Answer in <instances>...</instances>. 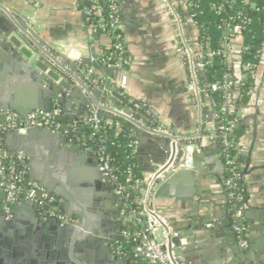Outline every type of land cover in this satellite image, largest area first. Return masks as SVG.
Wrapping results in <instances>:
<instances>
[{"label":"crops","instance_id":"crops-1","mask_svg":"<svg viewBox=\"0 0 264 264\" xmlns=\"http://www.w3.org/2000/svg\"><path fill=\"white\" fill-rule=\"evenodd\" d=\"M172 2L182 19L187 42L194 49L195 60L199 62L201 55L205 52L199 45L198 35H195L187 20L190 12L189 2L187 0H172ZM119 6L123 24V43L128 60V88H125V92L142 100L144 106L154 112L155 120H159L160 128H165L177 136L180 142L187 143L191 136H195L194 134L200 130L199 120L203 109L200 111L199 106L191 98L188 75L182 61L172 18L159 0H119ZM84 9L83 0H0L1 12L22 22L28 21L27 26L43 44L49 46L48 51L56 60L66 67L71 66L74 69L71 70L73 73L80 68L86 69V78L91 86L87 84L88 91L84 90V92L87 93L89 101L101 104L104 108L101 109L103 119L116 121L108 115L115 109L105 102H99L94 94V90H98L100 85L106 88L111 83H118L119 80L118 71L101 61L104 50L111 44V38L106 33L95 32L91 26L85 24ZM2 23L3 18L0 17V30L5 29ZM228 41H230L229 44H226ZM240 45L242 44L230 33L221 43L223 55L225 56L228 52L229 63L225 64L232 83L237 82L233 75L240 78V68L236 66L241 57L238 49ZM92 63H96L98 68ZM255 72L257 81L247 99L241 100L240 96L233 93L226 101V105H230L231 110L236 113L238 125L242 126L238 140V155L241 160L240 181L244 193L243 208L248 247L240 248L231 230L230 217L235 209L234 202L229 197L225 186V166L221 158V144L214 136H208L216 133V123L210 115V106L206 101L208 118L206 127L204 129L201 127L200 133L204 136L197 147L202 149L204 154L198 163H193L194 167L200 168L202 172H198L195 176L194 192L186 199L167 196L159 197L154 202L150 199L149 202L153 208L154 203H157L173 220L192 219L191 210L197 205L200 207L203 204L209 205L220 212L224 209L225 223H220L216 229L207 234L204 232L187 234L183 236L182 245L172 248V255L179 259L180 264H264V223L260 221L261 216L264 215V43L259 51ZM37 74H30L17 58L0 56V105L9 103L12 106L10 111L0 109V114L4 116V121L0 123H5L12 115L19 119L13 107L27 116L29 113L26 112L30 110L31 102L45 99L43 91L47 86L36 82L34 78ZM197 77L201 85L199 74ZM253 82L254 80L252 84ZM65 99L69 106L66 107L67 112L60 105L55 106L51 111L55 108L60 109L62 116L69 115L72 122L74 116H77L75 112L83 106L76 98H70L69 95H66ZM36 111L41 110L36 109L30 113ZM65 121L67 124L70 122ZM147 132L148 130L140 129L135 148L143 164L144 180H149L155 168L168 158L164 149L166 144L163 141L157 143ZM32 152V161L24 156L27 163L26 173L30 169L34 172L28 177L39 182L44 189L46 188L42 181L45 179L58 191L61 190L60 182L65 185V190H68L67 171L58 168V163L53 160L52 154L46 148H38L36 145ZM250 153V166L262 167L244 174L243 168ZM79 196L82 199L83 194ZM60 198L61 203L72 204L69 198ZM102 200L104 198L100 199L96 206L91 204L87 206L76 199L79 206L73 205L67 211L77 222L81 219L79 210L86 208L84 214L89 217V228L92 226L97 228L99 220L106 218L113 220V225L106 226L105 230L112 236V240L117 239L114 229L121 230L120 222L123 223L120 207L118 210L112 209L111 204H104ZM61 209L66 215L63 208ZM112 210L116 212L115 218L109 215V211ZM19 211L24 213L25 209L21 207ZM95 212H97L96 215ZM95 216H97L96 219ZM190 228L192 230L193 226ZM190 228L186 226L182 229L176 227L174 229L181 234ZM157 236L160 238L159 234ZM240 254L243 255L240 256ZM131 264L134 263L131 262Z\"/></svg>","mask_w":264,"mask_h":264},{"label":"water","instance_id":"water-1","mask_svg":"<svg viewBox=\"0 0 264 264\" xmlns=\"http://www.w3.org/2000/svg\"><path fill=\"white\" fill-rule=\"evenodd\" d=\"M0 17L3 18L2 26L5 28L4 30H0V56L11 59L17 58L30 74L38 73L37 77L34 78L36 82L44 83L47 86L43 91L46 96L45 99L41 98L38 102H31L30 105L32 106L26 113H30L36 109L42 112H50L58 105L62 106L67 112L69 106L65 97L69 95L70 98H76L81 106H83V108L75 112L77 116H74V120H77V117L83 112L88 111H96L99 117H102L101 109L104 108L96 101H89L87 93L84 92V90L88 91L87 84L91 86L90 81L86 78V69L80 68L76 73H73L71 70L74 69L71 66L66 67L56 60L48 51L50 49L49 46L43 44L32 29L27 26L28 21L22 22L21 20L14 19L11 15L2 13L1 10ZM187 20L192 26L191 28H193L195 35H199L197 27L192 25L193 20L190 12L188 13ZM230 34L242 45L238 48L241 57L239 64L236 65L240 68H238L240 78L237 75H233L234 80L237 82L232 83L229 74L227 75V81L225 82L227 98L233 93L236 96L241 95L245 70L242 59L244 52L243 33L240 31ZM229 42H226V44H229ZM224 57V62L227 64L229 61L228 52ZM92 64L98 68L96 63ZM195 68L201 79V88L204 89L203 93L208 98L210 115L216 123L217 112L212 102V91L209 89L208 81L202 71L201 64L197 60H195ZM117 71L120 80L121 72ZM127 77L123 88L119 86V80L118 83H111L106 88L100 85L98 90H94L96 98L99 102H105L108 106L110 105L111 108L115 109L111 110L113 112L108 114L111 119L131 127L137 134L140 132V129L142 131L148 130L147 133L157 143L163 141L166 144L164 149L168 155L167 159H169V163L174 159H179L182 146L185 143L180 142V139L173 134L163 133L158 130L160 129L158 125L159 120H155L154 112L144 106L142 100L125 92V88H128ZM190 95L192 98L191 90ZM11 108L12 106L9 103L0 105V109L3 111H10L12 110ZM231 108L230 105L227 106V109L234 112ZM13 109L18 113L20 120L25 118L26 114L15 107ZM63 119L70 121L69 115L63 116ZM0 121H4V116L1 114ZM246 124L249 123L246 122ZM247 129L249 130V127ZM68 131V127H64L59 131H54L50 127H34L27 128L24 132L9 130L0 134L1 144L8 151L20 152L23 156L31 159V161L33 158L32 150L35 145L38 148H46L52 154L53 160L57 161L58 168L67 171L68 190H65V185L60 182L61 190L58 191L56 190L57 188L52 184H48L44 179L42 183L46 189L40 186L37 193L40 194L42 189H44L58 197L69 198L72 201V204L64 202L58 203L55 206L63 208L66 214L65 222H61L58 217L44 219L40 213L42 205L31 199H21L13 203L8 211H6L3 205L5 192L0 181V264H131L130 260L113 254L112 236L109 233L107 234L105 230L106 224L109 226L113 225V220L102 219L97 222V228L95 226L89 228V217L87 215H79V218L83 219V224H81L74 221L72 214L67 211L73 205L79 206L76 203V199L81 200L84 205L88 206V204H91L92 206H96L99 203L98 201L104 198L102 202L104 204H111V208L115 210H118L119 207L121 209L123 202L121 197L114 193L109 177L100 173L94 154L91 151H84L82 147H79L77 143L72 141L69 133H66ZM39 150L42 152L41 149ZM203 154V150L196 147L192 152L193 163H198ZM42 155L44 156L45 154ZM250 158L251 153L243 168L244 174H249L262 167L250 166ZM169 163L165 164L162 171L168 167ZM198 172H202V170L193 166L190 169L162 173L157 179L149 197L153 199V202L159 197L167 196L186 199L194 192L193 185ZM33 173L30 169L26 173V176H31ZM63 191L65 192L63 193ZM82 194L83 197L81 199L79 195ZM21 207L25 209L24 213L19 211ZM154 209L159 212V216L165 223L173 228L182 229L186 226L189 228L193 226L192 230L190 228V230H185L183 233L169 239L168 251L171 255L172 248L182 245L183 236L193 232H204L207 234L216 229L220 223H225L226 221L223 218L226 215L223 207V210L220 212L209 205L203 204L202 207L197 205L191 210L192 213L190 215L192 219L176 218L175 220L170 219V216L166 215L163 208L157 203H154ZM87 210L91 211L89 208ZM155 218H157V215ZM260 221L264 223V215L261 216ZM208 223L211 226H207ZM120 227H123L122 222H120ZM114 232L117 239H122L121 230L115 228ZM232 233L235 236L233 230ZM80 252H83L85 257L87 254V261L75 256V254ZM236 253H239L238 249ZM172 260L174 264H180L179 259L174 258L173 255Z\"/></svg>","mask_w":264,"mask_h":264},{"label":"built area","instance_id":"built-area-1","mask_svg":"<svg viewBox=\"0 0 264 264\" xmlns=\"http://www.w3.org/2000/svg\"><path fill=\"white\" fill-rule=\"evenodd\" d=\"M159 1L165 6L170 17L172 18L176 37L178 40L179 50L182 55V61L187 71L192 98L199 106V109L201 111L205 106H207V103L203 101L201 97V93H203L204 89L201 88L200 82L198 81L197 71L195 68L194 49L187 42L182 19L180 17V14L176 10L172 0ZM89 2H91V7L85 8L83 10L84 22L87 26H91L89 23L91 17L93 15L99 17L98 23L101 32L106 33L111 38V44L108 48H106V50L113 49V52L110 51L107 55H105L104 50V54L101 56V61H103L104 64H108L109 66H112L121 72L119 86L123 88L127 77L126 64L128 63V61L127 57L117 56V54H115V52H124L125 49L122 36L123 24L121 20L119 0H108L109 12L107 15L103 14L104 10L98 3V0H89ZM190 6L191 3L189 2V7ZM240 31L241 26L237 24L233 25L230 33H238ZM113 39H115V42L113 41ZM243 65L245 70L242 86H246V79L253 76L255 64L250 61H245ZM209 89L212 92L221 89L225 93L226 84L225 82L222 85L218 83H212L209 86ZM226 108L227 105L225 103H222L220 105L221 112L225 111ZM202 114L203 113L201 112L199 120L201 127L203 124ZM61 118H63V116L60 109L58 108H55L51 112H32L25 116V118H23L22 120H19L16 116L12 115L8 117V120L5 123H0V134L9 130L24 132L27 128L34 127H50L54 131H59L64 128V125L60 121ZM101 118L102 117H99L96 111H92L87 119L93 124L96 130L99 128V120ZM235 121L236 120L227 121L221 124L218 132L214 133V135L209 134L208 136H214L221 144V158L225 166V172L228 171V174H225V186L228 190L227 192L229 197L235 204V209L232 213V216L238 220V223L232 224L231 228L235 233L239 247L242 249H246L248 247V243L246 237H244L243 235L246 232V219L243 208L244 193L241 186L238 184V181H240V171H238L235 156H232V154L230 153L231 149L234 148L233 144L231 143V129ZM107 122L109 124L112 123L110 120H107ZM201 127L200 130H198V133L196 132L194 134L195 136H191L188 142H185V144L182 146V152L179 159H174L170 163L168 162L169 159H167L164 163L159 164L151 173L149 180H143V183H145V187L141 190V196L135 197V199L131 201L137 202L141 206L139 212L131 214L133 220L136 222V224H142L143 221L141 218L145 217L148 224L146 227L139 229L135 234L136 245L134 248V256L146 260L149 264H174L172 255L168 251V243L171 237L178 234L177 230H175L169 224L165 223V221L159 216V212L149 205L150 199H152L151 197H149V195L153 191L154 185L157 182V179L162 175V173L164 174L174 172L179 169L193 168L194 165L192 161V152L196 147L199 146V142L197 143V139L198 141H200L202 136H204L200 133ZM158 130L163 133L172 134L165 129L160 128ZM192 140H195L196 142H189ZM136 146L137 140L134 141V148H136ZM82 148L84 151H91V153L94 154L92 149L87 147ZM15 153V161L24 162L25 157L20 152ZM94 156L100 173L109 177L114 193L119 195L123 200L121 207L122 209H120V217H122L123 215H125L123 210L126 208V205H124V201H126L128 197L125 191L127 187L134 186L133 183H131L133 176L131 174H128L125 178L124 183L119 182L109 164V160L107 159V157L102 152L94 154ZM9 157L10 156L0 148V181L3 191L5 192L3 205L6 211H8L9 207L19 199H31L33 201H36L39 205H42L40 213L44 219L58 217L61 222H65L66 217L64 213L57 210V207H55L56 204L61 203V198H56V195L47 192L44 189H42V192L38 194L37 191L40 188V184H38L34 180L28 181L27 186H23V177L26 176V172H16L14 170V167L12 166L5 167V163ZM168 163V167L164 171H162V168L165 166V164ZM156 215L157 218H155ZM123 222L124 226V224L127 222V219H123ZM210 225L211 224H208V226ZM157 234L160 235V238L157 236ZM121 235L122 239L123 237H128V233L126 231H123L122 229ZM112 249L114 254L123 258L124 253L117 246V239L113 240Z\"/></svg>","mask_w":264,"mask_h":264},{"label":"trees","instance_id":"trees-1","mask_svg":"<svg viewBox=\"0 0 264 264\" xmlns=\"http://www.w3.org/2000/svg\"><path fill=\"white\" fill-rule=\"evenodd\" d=\"M187 1L191 3L189 8L190 15L199 32V45L205 52L201 55L199 63L201 64L202 71L206 75L209 86L212 83L222 85L227 81L228 72L224 62L221 43L224 37L231 32L233 25L239 24L244 36V62L250 61L254 64L257 63L259 51L264 43V0ZM98 3L104 10L103 14L107 15L109 12L108 0H98ZM83 6L85 8H90L91 2H89V0H83ZM98 19V16L93 15L89 23L91 28L95 29V32L100 33L101 30L99 28ZM113 41L115 42V39H113ZM110 51L113 52V49H105V55ZM115 54H117V56L126 57L125 49L124 52H115ZM127 67L128 63L126 64V68ZM250 83L251 79L247 78L246 84L250 85ZM247 85L242 89L240 95L241 100H246L248 97ZM201 97L203 101H208L205 93H201ZM226 101V92L224 93L221 89L212 92V102L217 112L216 132H218L221 124L236 120L231 129V143L234 148L231 149L230 153L232 156H235L237 168L238 171H240L241 160L238 155L239 151L237 146L242 132V126L238 125V117L235 112H230L227 108L225 111H220V105L222 103L226 104ZM207 107L205 106L202 111V129L206 127V119L208 118ZM90 114L91 112L82 113L77 117V120H73L68 124L63 118H61L60 121L65 128H69L67 133H69L72 141L77 143L79 147L90 148L94 154L102 152L107 157L119 182L124 183L128 174L133 176L131 183H133L134 186L126 188L125 192L128 197L127 200L124 201L126 208L123 212L125 215L121 217V220L127 219L122 230L128 233V237L117 239V246L123 251V258L130 260L134 264H149L146 260L134 256V248L136 245L135 234L139 229L148 225L145 217L141 218L143 221L142 224H136L131 217L132 213H137L141 209V206L137 202L131 201H133L135 197L141 196V190L145 187V183H143V164L134 148V141L137 140V133L134 129L125 124H118L117 121H113L109 124L107 120L103 118L99 120V128L95 130L93 124L87 119ZM189 142L196 141L192 140ZM198 142L200 141L197 139V143ZM0 148L10 156L5 163V167L12 166L16 172H26V159H24V162H16V153L7 151L1 144V139ZM225 174H228V171H226ZM23 180V186H27V182L32 181L28 176H24ZM37 183L39 184V182ZM238 184L241 186V181H238ZM56 198L60 199L58 196H56ZM57 210L62 211L60 207H57ZM234 223H238V220L232 216L231 225ZM245 233L243 234L244 237H246Z\"/></svg>","mask_w":264,"mask_h":264},{"label":"flooded vegetation","instance_id":"flooded-vegetation-1","mask_svg":"<svg viewBox=\"0 0 264 264\" xmlns=\"http://www.w3.org/2000/svg\"><path fill=\"white\" fill-rule=\"evenodd\" d=\"M243 61H244V59H243ZM255 67H256V64H255ZM255 67H254V70H253V76L250 78L251 79V83H250V85L248 84L247 85V87H248V95L252 92V89H253V85L255 86V84H256V78H257V76H256V72H255ZM243 79H244V75H243ZM254 80V82H253V84H252V81ZM243 81V80H242ZM243 87L244 86H242V89H243ZM242 92V91H241ZM229 110V109H228ZM230 111V110H229ZM231 112V111H230ZM68 186V185H67ZM70 188V187H69ZM85 208V207H84ZM85 210V211H84ZM79 212H80V215H83L85 212H86V208L85 209H80L79 210ZM96 213L97 212H95V215H96ZM109 215L111 216V217H116V212H115V210H112V211H109ZM97 218V216H95V219ZM83 219H79V220H77V222L78 223H81V224H83ZM106 226H109L108 224H106ZM110 226H112V224L110 225ZM107 229H109V228H107ZM111 229V228H110ZM109 229V230H110ZM75 256L77 257V258H81V259H83L84 261H87L88 260V257H87V254H86V257L83 255V252H80V253H77V254H75Z\"/></svg>","mask_w":264,"mask_h":264}]
</instances>
